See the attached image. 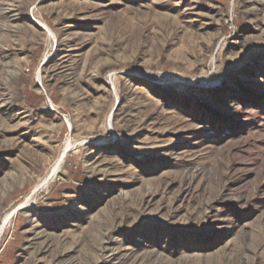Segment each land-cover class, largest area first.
<instances>
[{
    "label": "rangeland",
    "instance_id": "obj_1",
    "mask_svg": "<svg viewBox=\"0 0 264 264\" xmlns=\"http://www.w3.org/2000/svg\"><path fill=\"white\" fill-rule=\"evenodd\" d=\"M22 202L0 264H264V0H0Z\"/></svg>",
    "mask_w": 264,
    "mask_h": 264
},
{
    "label": "bare ground",
    "instance_id": "obj_2",
    "mask_svg": "<svg viewBox=\"0 0 264 264\" xmlns=\"http://www.w3.org/2000/svg\"><path fill=\"white\" fill-rule=\"evenodd\" d=\"M70 148V147H68ZM65 150V149H64ZM65 153V152H63ZM61 161V160H60ZM59 164V162H57ZM56 167L53 168L52 170V174H55L57 172V168L58 166L55 165ZM60 167V166H59ZM52 176V175H51ZM48 179V178H47ZM25 205V204H24ZM23 205V202L21 204H19L16 208H14L11 212H9L5 217L2 218V221L0 222V237H1V234L3 233L4 229L6 228L8 222L10 221V219L12 218V216L14 215L15 213V210H17V208H21Z\"/></svg>",
    "mask_w": 264,
    "mask_h": 264
}]
</instances>
